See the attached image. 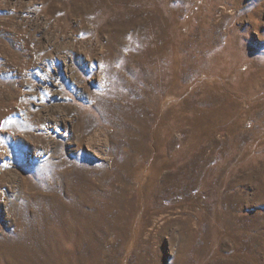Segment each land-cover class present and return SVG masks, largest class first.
Instances as JSON below:
<instances>
[{
	"label": "rangeland",
	"instance_id": "374dc122",
	"mask_svg": "<svg viewBox=\"0 0 264 264\" xmlns=\"http://www.w3.org/2000/svg\"><path fill=\"white\" fill-rule=\"evenodd\" d=\"M0 264H264V0H0Z\"/></svg>",
	"mask_w": 264,
	"mask_h": 264
}]
</instances>
